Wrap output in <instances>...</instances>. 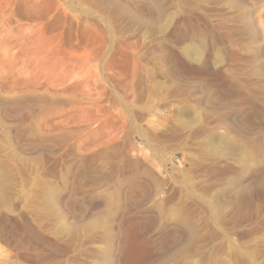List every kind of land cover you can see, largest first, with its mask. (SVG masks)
<instances>
[{"label":"rangeland","instance_id":"374dc122","mask_svg":"<svg viewBox=\"0 0 264 264\" xmlns=\"http://www.w3.org/2000/svg\"><path fill=\"white\" fill-rule=\"evenodd\" d=\"M9 101L34 106L15 133L13 111L0 110V264H92L106 223L77 236L65 226L109 194L98 186L115 147L125 173L142 158L171 181L165 210L185 206L197 231L171 259L188 235L164 229L143 264H264V150L246 136L264 130V0H0V104ZM24 136L63 137L87 167L66 175L63 165L56 179L44 156L18 151ZM146 189L132 182L128 201Z\"/></svg>","mask_w":264,"mask_h":264},{"label":"bare ground","instance_id":"6f19581e","mask_svg":"<svg viewBox=\"0 0 264 264\" xmlns=\"http://www.w3.org/2000/svg\"><path fill=\"white\" fill-rule=\"evenodd\" d=\"M126 10H128L127 7H126ZM187 55L192 58L195 56L192 50H187ZM5 106L6 108H10L13 111L12 112L13 114L11 112L8 113L9 115L11 114L10 120L8 119L10 124L8 123V121L6 122L9 124L7 125L9 126V133H12V132L15 133L14 132L15 130L13 131V129H15L18 126L17 122L18 121L20 122V120L18 119H22V117L25 118L28 116V114H30V110L32 106H34V102L30 103V107L26 105V108H22V106L19 103L14 102V101H12L9 104H5V105L3 103V104H0V110L3 109L4 112H6L7 109L5 108ZM224 106L225 104L217 108H220L222 111L229 110L228 107L230 105L228 107H224ZM21 125L19 123V126ZM230 129L231 131L236 132V133L240 132V130H238L237 127L233 123L230 124ZM261 129L258 127L257 130L255 129L256 131L255 130L246 131V133L248 132L246 136L252 137L255 135L256 136L260 135L259 137L257 136L258 137L257 142L256 141L255 142L259 143L261 148L264 150V137H263L264 130L261 131ZM243 131L245 130H242V132ZM113 136H110L109 138L110 140L109 141L107 140L104 143L106 144L111 143V141L114 140L113 138H115L118 135H115L114 137ZM134 138L135 140L140 139L143 141V137L140 134H136ZM22 139H24V142L22 141L18 142V140L17 142H15L18 151L27 152V153L28 151H31L33 152V154L35 153L39 156H44L45 158L44 160H42V162L44 161L45 169L44 167L42 168L43 172L47 171V173L50 174V176L52 175V177L56 179L58 178V176H60L58 175V171L63 165L66 167V175H69L73 171V169L76 168L77 166H82L84 169L87 167V160L85 158L83 157L75 158L71 155V153L70 154L66 153V151L63 149V143H62L64 141L63 137H60V136L54 137V138L49 139L48 141H45L42 139H36L33 141H29V138L25 136L24 138L22 137ZM115 146L116 144L114 145V147ZM16 153L18 154V152ZM115 153H116V156L114 157V160L112 163V168H111L112 171L109 172V174L105 173V175H102V177L99 179L98 187L100 189H103V190L106 189L110 191L109 194L104 198V201L102 203L95 202L91 204L88 210H86L82 214H74L70 212L69 214H70V217L72 218V221L65 226V232L68 233L69 236H77L79 234L81 235V233L83 232L89 231L90 229L92 230V228L94 229V225H95L94 222L100 219L102 220L101 221L102 223L103 221L106 223L103 233L101 234V237L99 236L100 238H102L101 241L103 242V246L101 249H98V251H95V253H93L92 264H116L117 262H115L114 258L116 254L118 253L122 257H124V262L126 264H143L144 262L151 260L153 252L155 251L154 250L155 248L151 247L150 241L152 242L154 237L158 236L161 232H163L164 229L167 230L168 228H172L175 225H180V227L183 228V230L186 232L188 237L186 238L185 242L181 246L175 248L174 252L170 255V258L174 259L180 255L186 254L189 251V248H191V244L194 242V238L197 235V231L194 229L192 225V215L187 211L185 206L177 205L174 209L172 208L173 210H170V211L165 210L164 205H169L173 203L175 196H176V194L173 192L171 181L169 179H162L160 178V176L156 175L153 169V165H150L151 163L148 165L146 161H142L143 160L142 158L134 161V163L131 164L133 166L132 169L134 170V172L131 175H129L128 173H125V169L127 170L128 165L130 164L126 162V159L124 160L125 154L118 147H115ZM41 165H43V163ZM50 176L47 175V178H49ZM137 179L140 180L147 187V189L145 190L144 195L141 196L142 199L139 202L135 204H131V202L128 201L127 187L132 182L136 181ZM62 186L63 188L66 187L65 184H63ZM236 193L235 195H238ZM232 195L230 197H233ZM240 197L241 195L239 193V196L235 197V199L239 200ZM48 210L49 209H47V211ZM69 211L70 210H68V212ZM36 212H39L38 209H36ZM42 214H44V212H42ZM49 216L47 215V218ZM49 220H50V217L47 221L49 222ZM91 233L92 232H90V234ZM89 242H91V240H89ZM78 243H81V242H78ZM86 251L89 252L88 250ZM65 262H67V259ZM85 262H82V263H85ZM119 262L122 263L121 261ZM161 263L163 264L162 261Z\"/></svg>","mask_w":264,"mask_h":264}]
</instances>
